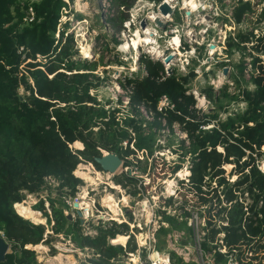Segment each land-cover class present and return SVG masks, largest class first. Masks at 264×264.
Instances as JSON below:
<instances>
[{
  "label": "trees",
  "instance_id": "trees-1",
  "mask_svg": "<svg viewBox=\"0 0 264 264\" xmlns=\"http://www.w3.org/2000/svg\"><path fill=\"white\" fill-rule=\"evenodd\" d=\"M18 1L0 0V231L12 245L11 251L0 264H39L35 251L25 247L49 244L48 239L43 241L45 228L21 218L13 206L24 201V193H39L44 185V178L48 176L60 181V188L68 190L66 195L74 196L81 181L73 176V172L82 178L90 168L80 163H91L97 171H101L93 161L95 157L101 156V151L116 154L124 160L121 143L128 146L133 142L132 146L137 152H146L152 156L154 138L151 134L144 135L143 128L159 130L167 127L173 132L170 120L164 126L162 119L166 115L168 119L183 121L179 116L184 113L183 116L186 117L182 102L191 106L188 115L194 118L193 113L197 112L194 108L196 101L189 92V85L196 74L190 68L186 75H179L174 71L168 75L161 62H154L149 56H140L139 65L145 74L125 79L121 83L122 89L130 92L129 107L132 113L120 116V108L106 110L104 105L89 94L95 87L90 78L93 77L96 64L79 62L73 34L67 33L68 24L65 23L60 29L63 12L68 8L65 1L44 0L35 6L36 19L29 26H22ZM136 1L109 0L117 15H112L107 21L116 28V32L128 20V12ZM255 13V8L249 3H240L233 10L232 18L236 25H241L245 18ZM256 18L257 24L264 21V9ZM75 19L81 21L83 16L76 14ZM57 32L58 38L55 37ZM114 42L118 43L116 40ZM263 42L264 35L256 36L252 31H240L236 34L233 43L235 51L230 48L227 58L232 57L235 52L241 53L237 66L238 75H243L244 57L251 56L245 53L247 45ZM37 56L41 57L40 61H37ZM256 61L257 58L252 56L251 65L254 68ZM233 82L238 84V78H233ZM20 88L24 90V95L19 94ZM227 89L228 86L224 85L214 92L207 86L200 94L209 102L218 104L222 98H235ZM162 97H166L169 104L161 107L158 112L157 107ZM141 108H151L154 111L153 114L149 111L151 121L136 119L140 117ZM204 118L198 125L197 134L187 133L188 146L181 140L179 152L184 150L197 155L206 164V168L213 169L222 163L216 148L225 143V163L229 152L233 154L231 149L239 152V158L246 156L245 152L249 153V157L255 154L256 157L264 156V151H260L264 146V87H258L252 109L248 108L242 116L227 118L224 122H220L215 113L205 114ZM212 122H215L216 128L203 130L204 125L209 126ZM241 128L243 129L240 130ZM70 146L78 150H73ZM213 155L219 161L212 160ZM127 165L123 163L124 168ZM180 169L181 165L176 164L172 171L176 173ZM245 170L247 173H243ZM242 171V178L250 180L251 187L241 190L239 186L234 190L242 195L230 196L235 200V205L223 215L228 221L227 226H222L221 230L225 232L224 242L228 250H238L241 260L250 243L254 242L253 261L263 264L264 194L259 192H264V176L252 162L245 163ZM216 173L219 172L216 170ZM126 178L127 175L124 174L115 176L114 182L122 185L127 180L134 186L135 181ZM213 178L211 176L210 180ZM252 187L259 192L254 194ZM136 194L134 192L133 196ZM238 200H249L250 203L244 206ZM49 206L51 216L45 212L42 202L38 206L39 211L44 212L49 230L54 235L70 237L76 248L93 250L99 255L97 264H107L108 259L125 252L122 248L107 244L108 239H114L116 235L128 231L125 224L97 229L98 233L94 238L84 237L79 220H68L65 216L64 204L63 207H58L55 200H49ZM179 209L183 210V205ZM184 214L189 215L186 212ZM236 218L240 219L235 222ZM162 219L175 227L174 216L164 215ZM186 229L190 235L191 229ZM214 231L213 234H216L217 231ZM214 239V235L209 236L211 242ZM133 250V246L128 247V251ZM175 257V254H171L173 264H185L181 262V258L175 260Z\"/></svg>",
  "mask_w": 264,
  "mask_h": 264
},
{
  "label": "rangeland",
  "instance_id": "rangeland-1",
  "mask_svg": "<svg viewBox=\"0 0 264 264\" xmlns=\"http://www.w3.org/2000/svg\"><path fill=\"white\" fill-rule=\"evenodd\" d=\"M63 1H65L68 8L63 12L60 29L65 23L68 24L67 33L73 34L74 48L78 53L76 58H79V62L96 64V69L92 72L93 77L90 78L95 87L90 90V94L102 105L108 104L110 107L120 108L122 113L120 116L132 113L131 109L123 104L129 93L127 90L122 89L121 81L145 74L139 65L140 56H149L154 62H161L166 72H169V75L172 71L179 75H186L190 68L196 74L195 79L189 85V92L193 97L195 98L194 92L199 95L198 99L195 98L196 104L194 108H196L197 112L193 113V119L188 115L191 112V106L182 102L181 106L185 109L186 117L183 116L184 113L179 116L183 121L168 119L166 115L162 119L164 126L170 120L169 123L173 128V132L167 127L159 130L156 128L150 129L149 127L146 129L143 128L144 135L151 134L154 138L152 156L146 152H137L132 146L133 142L128 146L125 143H121L123 163L128 164L127 167L130 170L132 169V171L134 170L133 172H136L133 175L128 174L126 179L134 180L135 187L125 180V183L117 188L114 177L120 176L121 174L116 173L114 176L109 175L110 177H106V175L99 177L97 175L99 171L96 172L94 167L92 168L88 163L84 162L80 164L90 167L89 172L84 171L88 173L81 178L75 171L73 172V176L81 181L79 186L96 189L98 200L103 199L104 205L109 206L104 200L108 195H112L114 199L120 200L122 197L126 199L127 203L132 207V212L129 213L131 220L133 219V215L138 223V220H143L142 217L145 215L149 218L148 215L150 212L147 207L149 205L145 204L146 209L142 207L144 209L143 211L137 205L139 202H147V200L153 207L156 218L162 220L167 213L174 216L176 219L175 227L169 225L171 230L163 229V231H160L157 236L156 248L175 254V260L181 258L179 257L180 246L177 245L180 243L176 238L182 233H186L189 236L186 228H188L190 214H198L197 220L199 228L207 230L210 237L212 235L216 237L217 234L222 233L221 229L224 227L221 225V222L225 218L223 215L229 212L235 205V200H232L230 196L242 195L241 192L239 194L234 192L239 186L241 190L250 186V180L242 178V166L245 163L252 162L256 170L264 176L263 155L256 157L255 154L253 157H249V153L244 151L246 156L239 158V152L231 149V153L233 154L229 152L228 161L225 163V158L227 157L225 146H227V143L219 145L216 148L217 154L221 155L220 160L222 163L214 169L211 167L206 168V164L200 161L197 155H193L184 150L178 151L181 140H184L185 146L189 145L187 143V133L197 134L199 129L198 125L205 120V114L215 113L218 115L219 121L224 122L227 118L242 116L248 108L252 109L253 99L258 92V87H264V42L261 44L251 43L247 45L245 53H249L251 56H245L243 59V75H238L239 71L237 69L241 53L235 52L229 58H227V53L230 48L234 50V38L240 31H252L256 36L260 34L262 36L264 35V21L259 24L255 23L258 19L256 17L264 7L261 4L257 7L255 6L256 13L245 18L241 25H236L230 19H226L224 22L219 20L214 23L210 22V24L205 23L206 25H201V22H204L202 15L198 14L195 17H191L190 20H186L182 17L185 12L176 10L171 16L168 15L171 19H168L166 22L165 30H160L149 17L152 14L158 13V2L160 1L162 3L164 0H137L128 12V20L123 23L122 29L116 32V28L107 21L112 15H117L116 10L109 0ZM258 2L256 1V3ZM76 14H81L83 20L75 19ZM142 23L145 24L144 27H142ZM206 27H209L207 32H205ZM148 28L154 29L157 36L155 35L152 40L145 42L137 39L135 43L132 40L136 32H139L142 39H144L145 36L143 34ZM172 30L175 31L173 35H180L181 37L184 33L190 31H192L193 35L197 34L195 40H192L190 43L183 40L188 45L187 52L183 49V41L182 48L179 52L176 50L178 42L175 44L171 41L173 38ZM203 31L205 32L203 36L198 35ZM114 40L118 43H115ZM126 43L134 47L132 48L131 46L126 50H122L121 47L126 45ZM210 45L214 46L210 51L216 52L213 55L208 53ZM153 47L159 48L162 55L157 56L149 52ZM174 51L176 54L172 56V52ZM169 56L172 57L166 63L165 60ZM252 56L257 58L256 68L251 65ZM225 69L226 71H224ZM85 72L89 73L90 71ZM205 75H207V78H205ZM236 77L238 78V84L233 82V78ZM224 84L228 86L227 92L235 95V98L239 102L235 98L233 100L222 98L218 104H215L209 102L205 96L200 94L207 86H212L214 92H216ZM19 94H25L22 88H20ZM217 94L219 95V93ZM119 102H122V105H119ZM160 107L161 104L157 107L158 112ZM140 110V117H136V119L152 120L149 111L152 114L154 111L151 108H141ZM214 123L212 122L209 126L204 125L203 130L216 128L217 126ZM249 126H252V124H249ZM72 148L76 150L74 147ZM174 151L178 153L175 154ZM260 151H264V146L261 147ZM132 153L135 154L133 155ZM211 159L219 161L216 155H213ZM176 164H180L181 169L173 173L172 170ZM249 169L247 168V170ZM216 170L219 173H216ZM247 170L243 173H247ZM211 176L214 177L213 180H210ZM167 181H172V184L168 185ZM252 189L253 193L256 194L258 190L254 187ZM215 190L216 192L214 193ZM134 192L137 193L135 196H133ZM259 194H264V192H259ZM56 195L57 191L53 188H49L46 192L40 190L39 193L31 195L32 197L24 193V201L13 206V209L24 220H28L34 225L44 226L45 234H50L47 237L50 241L49 244L43 243L41 244L43 249H35L38 263L56 264L53 261V257H56L58 262L65 264L64 259L58 258V256L62 255L70 256L73 263L79 264L81 258L87 253L85 251L73 250L69 246V241L66 238L61 237V239L58 235L52 234L47 227L44 212L39 211L38 206L42 202L45 212L50 216L51 211L47 207L49 200H55L56 206L63 207L62 200ZM244 195L247 196L246 194ZM168 201L170 202L167 203ZM241 202H243L244 206L250 203L249 200H238V203ZM181 205L184 207L183 210L179 209ZM109 208L114 214L117 213L112 207L109 206ZM29 210L38 212L43 217L44 223L38 224L35 221H31ZM64 210H68V208H64ZM184 212L189 215H185ZM68 214L71 216L72 221L77 219L75 212L69 211ZM239 219L236 218L235 222ZM144 220L148 221V219ZM127 227L129 230V226ZM214 230L217 231L216 234H213ZM121 240L124 239L120 235L118 241ZM192 254L191 252L187 253L188 257L185 259L188 262L187 264H194L195 258ZM118 255L123 256V253Z\"/></svg>",
  "mask_w": 264,
  "mask_h": 264
},
{
  "label": "built area",
  "instance_id": "built-area-1",
  "mask_svg": "<svg viewBox=\"0 0 264 264\" xmlns=\"http://www.w3.org/2000/svg\"><path fill=\"white\" fill-rule=\"evenodd\" d=\"M43 1L44 0H19L18 1L17 7L20 13L22 14V19H21L22 26H29L32 23H34L36 19L35 6L39 5ZM165 1L166 0H164L163 2ZM183 1L184 0H172V6H173V8H171L172 11L173 12L176 10L184 11L185 14L182 17L186 20H190L191 17H195L198 14L202 15L204 18V22H201V25H206L205 23L210 24V22L214 23L219 20H222V22H224L226 21V19H230L232 21L233 20L232 18L233 10L240 3H249L252 7H255V6L257 7L259 4H261L262 7H264V0H195L196 5H197V10H196L197 13H194L191 11L192 8L191 9H187V7L182 8ZM256 1H259V2L256 3ZM162 3L159 2L158 7ZM158 7H157V11H158ZM263 9L264 8H262V10ZM168 19H171V18L169 17ZM208 20L210 21L208 22ZM162 21L166 22L165 20H162ZM209 27L205 28V32H207ZM205 32L204 31L200 32L198 35L203 36ZM173 34H175V31L172 30V35ZM196 36L197 34L193 35L192 31L184 33L182 37L180 35H173L172 37L179 38V46L177 47L178 52L182 48L183 40L186 41L187 43L188 42L190 43L192 40L193 41L195 40ZM55 37L58 38V32L55 35ZM187 47L188 45L185 44L184 42L183 49L186 52H187L186 50ZM213 47L214 46L212 45L209 46L208 53L210 55H213L216 53L215 51H210V49H212ZM20 50H23V48H21ZM174 53L175 51L172 52V56L175 55ZM40 60H41V57L37 56V61H40ZM166 74H168V72H166ZM123 80L125 81V79ZM124 81H121V83H123ZM210 87L212 88V86ZM222 87H220V89ZM90 95L94 97L92 94ZM128 95L129 94H127V98L123 102V104L124 106L129 107V96ZM194 96L197 99L199 98V95L196 92H194ZM159 104H161V107H163V106H167L169 102L166 97H162ZM119 105H122V102H119ZM104 106L106 110L110 108L112 110L114 109L113 107H110L108 104H104ZM161 107H160V110H161ZM70 148L73 149L72 146H70ZM101 152L103 154L107 153L104 151H101ZM88 165L91 166L92 168L94 167L91 163H88ZM118 171L117 173L121 175L122 174L133 175L136 173V172H133L134 170L132 171V169L130 170L129 168L127 167L124 168L123 166ZM98 173L101 174L102 177L103 175L104 176L106 175V177H110L109 176L110 174L108 173H104L102 171H99ZM116 187L119 188L120 185H117ZM49 188H53L55 191H57L56 196L62 200V204H64V208L66 209L68 208V210L63 209L65 216L68 214L69 211H73L76 213V216H77L76 220H79L81 232L84 237H90V238L96 237L98 233L97 229L100 226H102L100 228L111 227L113 224H116L117 226H120L122 224H125V225L127 224V226H129V230L126 233L122 234L123 236L126 237L125 243L120 245L121 248L124 249L125 251L123 253V256L117 255L115 257H112L107 260V264H173L170 252L161 251L156 248L158 234L160 233L162 228L168 229L169 224L167 222H164L163 219L161 220L159 218H156L155 211L153 210V207L151 206L148 200L147 202L141 201L137 205H139L140 209H142L143 211L144 209L142 208V205L144 206L145 204L146 205L148 204L150 207L149 206L147 207L149 209L151 216L150 218H147V216L145 215L144 217H142L143 220L141 221L138 220L139 221L138 223L134 219L135 217L134 215H133V219L132 220L130 219L131 216L129 213L132 212V207L129 205V203L124 204L123 197L119 200V199H114V197L111 195L113 199L116 200L117 213L114 214L108 206L104 205L103 199L98 200L96 189L77 186L74 196H68L66 195L67 193L65 194V192H68V190L66 188H60V181L53 177L48 176L44 178V185L42 186L41 190L46 192ZM60 190L62 191V193H60ZM27 195L32 197L31 195L33 194H27ZM47 204H48L47 207L50 208L49 203ZM78 212L80 213L81 216L77 215ZM165 215L171 216L170 213H167ZM50 216H51V213H50ZM189 217L190 218H189L188 227L191 229V234L188 236L186 233L184 234L182 233L179 237L176 238L178 242L180 243L177 245L180 246L179 257L183 259L182 260L183 263L185 264L188 263L185 261V259L186 257H188L187 253L191 252L193 253L192 255L195 258L196 263L194 262V264H256L253 261L254 252L252 248H253L254 242L250 243V245L247 248L246 253L244 254L243 260H241L238 250H228L224 242V239H225L224 231H222L221 234H217L215 237V240L211 242L209 240V235H208L207 230L201 229L198 226V220H197L198 214H190ZM144 219H148V221ZM51 225H53V223H51ZM221 225H223L224 227L227 226L226 217L224 218V221L221 222ZM47 235L48 234H45L43 241L47 239ZM58 236L60 238L61 237L65 238L61 234ZM117 236L118 235H116L115 238ZM0 238H2L4 242L7 244L8 246L7 252L9 253L11 251L12 245L6 241L4 234L1 231H0ZM115 238L107 240L108 246L117 247L119 245V244L114 243ZM66 239L69 241L68 242L69 246L73 250L85 251L87 253L85 256L81 258L79 264H97L96 261L98 262L99 260L98 254H95L93 250H90L88 248H84V249L76 248L72 244L70 237ZM132 246L134 247V250L128 251V247H132ZM25 248L35 251V249L37 248V245L36 246L29 245V246H26ZM56 259H57L56 257H53V261H55L56 264H61ZM64 263L67 264L66 262Z\"/></svg>",
  "mask_w": 264,
  "mask_h": 264
},
{
  "label": "bare ground",
  "instance_id": "bare-ground-1",
  "mask_svg": "<svg viewBox=\"0 0 264 264\" xmlns=\"http://www.w3.org/2000/svg\"><path fill=\"white\" fill-rule=\"evenodd\" d=\"M169 6H171V8H173V6H172V0H166L165 1ZM185 7H187V9H191V11L192 12H194V13H197L196 12V10H197V5H196V1L195 0H184L183 1V7L182 8H185ZM190 11V12H191ZM159 18V19H161V20H164V18L163 17H161V15L160 14H158V13H155V14H152V15H150V17H149V19L151 20V21H153L155 18ZM154 33H153V32ZM144 36H145V38L144 39H142V36H140V34H139V32H136V34L133 36V39L132 40H134V42L136 43L137 42V39H140L139 41H147V40H152L153 39V37L156 35V31L154 30V29H147L145 32H144V34H143ZM150 35V36H149ZM157 36V35H156ZM173 43H175L176 44V42H178L177 44H178V46H179V38L178 37H173L172 38V40H171ZM156 44V43H155ZM132 46V45H131ZM130 46V44L129 43H126V45H124V46H122L121 47V49L122 50H126L127 48H129V47H131ZM134 46H132V48H133ZM149 48V47H148ZM151 50V49H150ZM177 50V49H176ZM169 51V50H168ZM178 51V50H177ZM149 52H152L153 54H156L157 56H161L162 55V53H161V51L159 50V48H156V47H153L152 48V50L151 51H149ZM174 54H176V52L174 53ZM182 173V172H181ZM97 175L99 176V177H102L99 173H97ZM167 183H168V185H171L172 184V181H167ZM166 183V184H167ZM169 188V187H168ZM168 190V189H167ZM30 199V198H29ZM105 200V203H107L110 207H112L113 209H115L116 210V201L112 198V196L111 195H108V197L107 198H105L104 199ZM123 202H124V204H126L127 203V200L126 199H124L123 198ZM108 206V207H109ZM142 207H144L145 209H146V206L144 205V206H142ZM117 211V210H116ZM146 211V210H145ZM146 213H147V211H146ZM29 214H30V220L31 221H35L36 223H40V224H43L44 223V219H43V217L42 216H40L39 214H38V212H33V211H30L29 210ZM150 214L148 215V217L150 218ZM122 236V238L124 239V240H121V241H118V238H120V235H118V237H117V239H115L116 241H114V243H116V244H119V245H121V244H124L125 243V241H126V237L125 236H123V235H121ZM37 249L39 250V249H43V247L42 246H37ZM65 257V258H64ZM58 258L59 259H64L63 261L64 262H67V264H75V263H73L72 262V259H71V257L70 256H62V255H60V256H58ZM67 261H66V260ZM60 261V260H59ZM55 262V261H54ZM135 263H136V261H135ZM62 264V263H61Z\"/></svg>",
  "mask_w": 264,
  "mask_h": 264
},
{
  "label": "water",
  "instance_id": "water-1",
  "mask_svg": "<svg viewBox=\"0 0 264 264\" xmlns=\"http://www.w3.org/2000/svg\"><path fill=\"white\" fill-rule=\"evenodd\" d=\"M158 12L161 15V17L164 18L166 22L168 21L169 16L173 14L171 7L166 2H163L162 4H160V6L158 7ZM166 22H163L158 17L153 20V23L155 24V26H157L160 30H165ZM144 25L145 24L142 23V27H144ZM171 57L172 56H169V58H167L165 62L167 63ZM224 71H226V69ZM93 161L95 164L99 166L102 172L108 173L110 175H115L117 171L123 166V161L120 159V157L113 153L103 154L101 152V156L95 157ZM77 215L81 216L79 212L77 213ZM66 217L68 220H71V216L69 214H67ZM117 247L121 248L120 245H118ZM7 249H8L7 244L4 242L2 238H0V263L5 260V256L8 253Z\"/></svg>",
  "mask_w": 264,
  "mask_h": 264
}]
</instances>
